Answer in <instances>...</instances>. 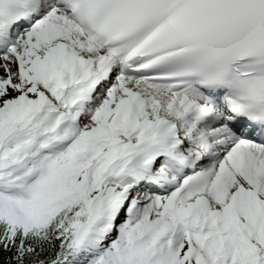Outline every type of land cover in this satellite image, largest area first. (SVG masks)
<instances>
[{"label": "snow or ice", "instance_id": "snow-or-ice-1", "mask_svg": "<svg viewBox=\"0 0 264 264\" xmlns=\"http://www.w3.org/2000/svg\"><path fill=\"white\" fill-rule=\"evenodd\" d=\"M0 264H264V0H0Z\"/></svg>", "mask_w": 264, "mask_h": 264}]
</instances>
